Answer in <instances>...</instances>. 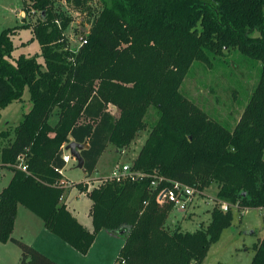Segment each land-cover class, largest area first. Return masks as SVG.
Instances as JSON below:
<instances>
[{
    "label": "trees",
    "instance_id": "1",
    "mask_svg": "<svg viewBox=\"0 0 264 264\" xmlns=\"http://www.w3.org/2000/svg\"><path fill=\"white\" fill-rule=\"evenodd\" d=\"M67 2L88 16L79 27L86 42L77 52L64 34L70 20L55 11L54 0H31L44 17L34 28L43 64L25 54L13 58L15 31L0 33V121L25 88L32 103L13 140L0 147L1 163L13 172L0 191V242L10 239L23 205L83 254L105 229L125 237L117 262L204 264L231 225L232 206L264 208V0ZM232 51L261 67L244 113L230 127L189 99L182 85L195 62L211 67ZM151 107L159 117L133 167L200 191L216 183L210 222L194 231L172 227L173 204L157 200L169 182L152 189L151 177L108 178L89 191L77 183L92 200L93 227L87 228L62 199L64 147L88 144L81 154L90 177L109 146L125 151L148 129ZM8 136L0 133V140ZM21 157L27 172L17 167ZM223 201L231 205L227 211ZM22 246L23 264H30ZM254 248L250 264H264V235Z\"/></svg>",
    "mask_w": 264,
    "mask_h": 264
},
{
    "label": "rangeland",
    "instance_id": "2",
    "mask_svg": "<svg viewBox=\"0 0 264 264\" xmlns=\"http://www.w3.org/2000/svg\"><path fill=\"white\" fill-rule=\"evenodd\" d=\"M54 5L57 13L62 11L70 20L64 34L71 50L77 51L81 36L79 27L81 23L87 22L88 16L68 5L67 0H54ZM43 18L41 12L32 7L31 0H0V33L9 28L15 31L13 58L25 54L44 63L41 45L34 37V28L42 23ZM260 67V63L241 56L238 51L230 52L224 61H217L211 67L195 62L184 80L182 91L211 117L233 127L244 113L258 83ZM31 108L30 92L25 88L21 100L12 102L2 111L0 133L9 136L0 140V147L7 146L13 140L15 129ZM158 117V111L151 107L147 116L148 129L141 132L125 151L117 152L112 145L108 147L101 159L99 171L96 170L94 174L95 178L83 182V185L88 186V191L108 179L114 166L132 164L136 160ZM56 118L53 115L50 122ZM63 172L64 180L68 185L71 184L68 189L71 203L80 207L83 223L92 228V221L88 216L92 200L88 191L77 185L85 179L82 170L75 162H71ZM12 173L11 169H0V191L9 183ZM217 192L216 183L198 192L185 214L170 213L169 223L172 227L178 226L189 231L196 230L201 224L207 225L217 202ZM66 194L64 193L65 199ZM40 228L44 229L43 220L32 210L19 205L15 229L10 239L0 242V264H23L22 244L27 247L30 264H47L45 259L53 264H125L117 262L119 250L125 241L123 235L111 236L104 244L98 242L88 254H82L72 247H66L64 241L59 242L53 236L48 239L39 236ZM263 235L264 208L239 210L234 205L231 225L224 228L219 239L212 243L204 264H250L255 254L254 244Z\"/></svg>",
    "mask_w": 264,
    "mask_h": 264
},
{
    "label": "built area",
    "instance_id": "3",
    "mask_svg": "<svg viewBox=\"0 0 264 264\" xmlns=\"http://www.w3.org/2000/svg\"><path fill=\"white\" fill-rule=\"evenodd\" d=\"M80 47L86 42L84 40V35L80 36L79 39ZM79 47V48H80ZM78 51V49H77ZM76 51V52H77ZM65 147H64V155L63 160L66 165L70 164L72 161L77 162L68 152V154L65 153ZM18 168L28 171V166L24 162L23 157L19 158L18 160ZM63 169H59L61 173H63ZM151 177L150 181V187L152 189H156L160 186L162 181L169 182L168 185L163 186L161 190L158 193L157 200L160 204L164 203H172L173 209L172 212H178L181 214H185L187 212L188 207L193 202V198H195L196 194L201 192L196 187H193L183 181L180 180H169L165 179L164 176H158V175H151L143 170H139L133 167L132 164H123V165H117L114 166L111 174L109 175L110 179H114L119 182L124 181H141L145 178ZM63 183V182H62ZM63 199V197H62ZM220 207L227 211L230 207L228 202H220Z\"/></svg>",
    "mask_w": 264,
    "mask_h": 264
},
{
    "label": "crops",
    "instance_id": "4",
    "mask_svg": "<svg viewBox=\"0 0 264 264\" xmlns=\"http://www.w3.org/2000/svg\"><path fill=\"white\" fill-rule=\"evenodd\" d=\"M57 117V116H56ZM57 123V118H56V120H54L53 122H51V124L52 125H55ZM66 154H68V152H65ZM103 157V156H102ZM102 159V158H101ZM101 159H100V161H99V164H98V166H97V171H99V166H100V162H101ZM72 162H75V161H72ZM75 164H77V162H75ZM66 167V166H65ZM64 167V168H65ZM3 169V168H8V169H11L9 166H4L2 163H1V161H0V169ZM64 170V169H63ZM82 170V172H83V174H84V177H85V179H83L82 180V182H84V181H87V182H89L90 180H92V179H94L95 178V176H94V174L96 173V171L90 176V177H87V173H86V171H84L83 169H81ZM63 174V184H64V186H65V188H66V190H65V194H66V197H67V199H65V195H64V202H66L67 203V205H68V207L71 209V211L78 217V219L83 223V221H82V219H81V209H80V207L79 206H77V205H75L74 203L72 204L71 203V200H70V196L68 195V189H69V187H71L70 185L71 184H67V181L66 180H64L65 178H64V172L62 173ZM12 175H13V173L11 174V176H10V180H11V178H12ZM10 182V181H9ZM70 183V182H69ZM8 185V184H7ZM6 185V186H7ZM74 186V183L72 182V187ZM4 188V187H3ZM91 206H92V204H91ZM88 216L91 218V207H89V213H88ZM91 221H92V219H91ZM84 224V223H83ZM15 225H16V223H15ZM85 225V224H84ZM86 226V225H85ZM43 227H44V224H43ZM87 228H89V229H92V228H90L89 226H86ZM15 229V228H14ZM41 229V231H40V233H39V236H44V237H46L47 239L48 238H52V236L55 238V239H57L59 242H62V241H64V240H62V239H60L58 236H56L55 234H53L52 232H50L47 228H45L44 227V229L43 228H40ZM105 231V232H104ZM105 233V234H104ZM41 236V237H42ZM111 236H117V235H114V234H112V233H110L109 231H107V230H105V229H102L98 234H97V236H96V239H95V241H94V243H93V245H96L98 242L100 243V244H104V243H106V240H108L107 238H109V239H111ZM60 240H59V239ZM65 242V241H64ZM64 242H62V243H64ZM125 242V241H124ZM257 243V242H256ZM255 243V244H256ZM254 244V245H255ZM65 245H66V247H71L68 243H66L65 242ZM92 245V246H93ZM121 246H123V245H121ZM73 248V247H72ZM122 248V247H121ZM74 249V248H73ZM76 250V249H75ZM254 250H255V248H254ZM77 251V250H76ZM120 251V250H119ZM79 252V251H78ZM83 254V253H82ZM88 254V253H87ZM112 258L114 257L113 255L111 256Z\"/></svg>",
    "mask_w": 264,
    "mask_h": 264
},
{
    "label": "water",
    "instance_id": "5",
    "mask_svg": "<svg viewBox=\"0 0 264 264\" xmlns=\"http://www.w3.org/2000/svg\"><path fill=\"white\" fill-rule=\"evenodd\" d=\"M88 144H80L75 141H72L65 147V151L69 152L70 155L77 161V167L85 171L84 165L85 161L81 152L85 149H88Z\"/></svg>",
    "mask_w": 264,
    "mask_h": 264
}]
</instances>
